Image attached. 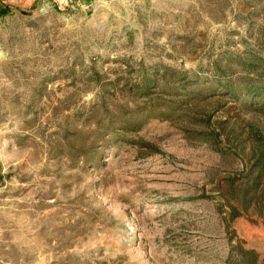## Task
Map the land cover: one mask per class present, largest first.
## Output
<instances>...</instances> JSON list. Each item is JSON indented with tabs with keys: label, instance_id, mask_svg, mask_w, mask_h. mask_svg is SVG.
Here are the masks:
<instances>
[{
	"label": "rangeland",
	"instance_id": "374dc122",
	"mask_svg": "<svg viewBox=\"0 0 264 264\" xmlns=\"http://www.w3.org/2000/svg\"><path fill=\"white\" fill-rule=\"evenodd\" d=\"M44 4L0 18V264H264V0Z\"/></svg>",
	"mask_w": 264,
	"mask_h": 264
},
{
	"label": "crops",
	"instance_id": "0c3cea01",
	"mask_svg": "<svg viewBox=\"0 0 264 264\" xmlns=\"http://www.w3.org/2000/svg\"><path fill=\"white\" fill-rule=\"evenodd\" d=\"M42 2L43 0H0V18L12 13L38 11Z\"/></svg>",
	"mask_w": 264,
	"mask_h": 264
},
{
	"label": "trees",
	"instance_id": "16d2710c",
	"mask_svg": "<svg viewBox=\"0 0 264 264\" xmlns=\"http://www.w3.org/2000/svg\"><path fill=\"white\" fill-rule=\"evenodd\" d=\"M236 91H238V90H236ZM246 93H247V95H250V93H251V97L254 95L255 96L263 95V93H259L255 89L247 91ZM230 208L232 209L231 217L235 218L236 216H238V213L236 212L235 208L232 206ZM233 251L236 254L237 258L238 257L240 258V261H242L243 264H257L254 260H251V257L249 256L252 254L251 251L245 250L241 246L236 247L235 249H233Z\"/></svg>",
	"mask_w": 264,
	"mask_h": 264
},
{
	"label": "built area",
	"instance_id": "2783aa9c",
	"mask_svg": "<svg viewBox=\"0 0 264 264\" xmlns=\"http://www.w3.org/2000/svg\"><path fill=\"white\" fill-rule=\"evenodd\" d=\"M80 0H44V8H55L60 12L73 11L78 7Z\"/></svg>",
	"mask_w": 264,
	"mask_h": 264
}]
</instances>
